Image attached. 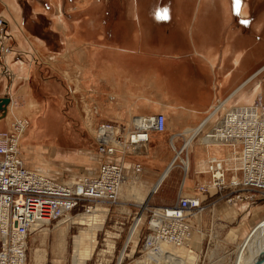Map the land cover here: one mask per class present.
Segmentation results:
<instances>
[{
  "label": "crops",
  "instance_id": "1",
  "mask_svg": "<svg viewBox=\"0 0 264 264\" xmlns=\"http://www.w3.org/2000/svg\"><path fill=\"white\" fill-rule=\"evenodd\" d=\"M0 1L11 34L21 31L14 51L4 56L0 49V97H10L9 112L23 92L36 115H90L96 126L164 114L166 129L153 131L130 159L142 163L150 188L178 150L190 162L186 190L207 182L212 158L238 166L239 152L207 134L220 112L264 100V0H241L239 7L235 0H126V14H110L115 0H37L35 31L19 27L26 19L16 0L19 16L10 1ZM8 114V121L18 118ZM8 121L0 120L2 128ZM63 122L57 131L67 129ZM166 187L156 190L154 204L170 203Z\"/></svg>",
  "mask_w": 264,
  "mask_h": 264
},
{
  "label": "rangeland",
  "instance_id": "2",
  "mask_svg": "<svg viewBox=\"0 0 264 264\" xmlns=\"http://www.w3.org/2000/svg\"><path fill=\"white\" fill-rule=\"evenodd\" d=\"M16 1L17 6L19 7V12L23 13L26 19V24L24 25L21 23L22 25L19 27H28L35 31L37 27V24L35 23L36 19L35 21L31 20L36 16L33 12V7L34 4L37 3V0ZM122 4L124 7L123 9L119 7V5L121 6ZM4 9L5 7L0 1V15L2 16H4L1 14ZM122 10L124 11L123 14L127 13V1L124 0L121 2L120 0H115L114 6L110 9V14H116L117 11L121 14ZM157 12L158 14H163L160 13V9ZM4 18L7 22L4 24L6 26V34L9 35L5 46L11 45L12 51H14L15 38L11 34L8 19L6 16H4ZM1 53V55L4 56L6 54L2 49ZM21 76L22 75L19 77ZM19 84L21 85L22 83ZM32 87L34 94L37 95L36 82ZM1 90L2 89H0V95H2ZM17 90H19V88ZM23 94V92H21L20 95L18 94L17 102L12 104V108L10 107L12 111L9 112V109H7V112L9 113H7L8 115L14 112L18 118L13 117L8 121L5 119L7 114L1 113L0 120L4 122L8 121L9 126H7V128H2L3 124L1 122L0 131L8 129L13 124L14 120L26 117L30 120V126L26 134L29 133L34 135L41 132L45 141L37 140L35 142L41 147L42 151H39V153L34 152L36 151V147H32L30 141L27 140L32 138V135H25L24 139H21L20 148L22 156L25 158L26 164H28L27 166L37 171L39 170L37 169L39 167L48 169L43 170V173L46 172L45 174L60 176L65 180L71 181H76L86 175L89 176L94 174L97 171L100 157L97 152L98 146L94 138L96 125H93L94 122L92 117L90 115H36V105H33V107L24 105ZM260 97L261 96L258 98ZM253 104H255V102L251 105ZM32 114H34L33 119ZM59 117L60 120L62 119V121H64L63 125L67 123V129L62 128L57 131V124L60 121ZM170 147V153H173L174 150ZM81 152L89 154L91 160L82 161L80 156L74 159V157ZM231 153L233 154V152ZM181 157L184 160L186 158V153H182ZM239 158L240 156L238 159ZM223 164L227 180L231 177L241 178V172L238 171L240 161H238V166H235L234 161H231V163H224L223 161ZM208 168L209 165L206 167V170L209 172ZM173 171V177L171 174L170 177L160 186L163 187L165 184L168 185L169 188L166 187L165 192L167 195H165V197L170 198L169 204H154L153 199L156 198L159 189L154 193L149 192L147 194V198L149 199L147 202L148 204L146 205L140 204L135 195L127 198V186L141 187L142 192H146L148 188H150V186L148 187L147 185L151 183V181H148V179L151 178L146 174L143 175L144 168L142 169L139 178L135 179L133 177V182L123 185L125 187L124 191H121L123 186L121 187L119 198L116 202H102L101 200L81 201L69 216L78 218L83 214L89 213L90 215L99 216V219L103 218L104 221L103 228L97 233V248L87 264H135L138 260L146 257L147 252L149 251V248L146 246L150 245V243H147L148 237L154 232L151 230L150 221L152 213L150 209L153 207L173 205L176 203L179 196L192 197L197 193L198 187L201 186V184H205L202 183L203 180L201 179V181L189 186L188 190H186V185H183L185 171L183 169L182 160L178 159V166H176ZM208 172H205L209 177L207 182L211 179V175ZM145 182L148 184L146 185ZM244 193L248 194L249 191H244L242 188H229L226 190L215 191V196H213V193V197L204 202V209L202 212H195L188 216L187 224L191 233L186 235L188 236L187 239L183 237L184 239L179 241L180 244L177 245L180 247V252L183 253V248L187 251L182 254L184 260L189 254H195L198 256V264H234L236 258L235 251H237L254 226L264 219V197L260 196L261 192L259 191L256 193L258 196L250 200H240L236 198V195H244ZM88 206L94 207L90 211H87ZM98 207H106L109 210L102 213L98 210ZM99 213H101V215ZM139 217H142V220L139 222L136 233L129 243V236L133 231L135 223H137V218ZM64 219L66 218H63L62 220ZM60 220L53 221L52 224L48 226L49 230L44 231L42 229L29 236L27 264H73L72 254L74 251V236L80 234V231L88 226L80 223L78 220H76V223L71 222L66 235L65 250H61V248L58 247L59 237L56 235V229L59 227H55L59 224ZM60 226H65V224ZM163 235L167 236L165 234ZM43 239L44 243H42ZM170 240L174 241V239ZM155 246L156 243L151 242L150 249ZM34 248L44 250V258L40 263H35L32 260V249ZM124 250L126 252L125 257L120 261L121 254ZM183 263H185V261H183Z\"/></svg>",
  "mask_w": 264,
  "mask_h": 264
},
{
  "label": "built area",
  "instance_id": "3",
  "mask_svg": "<svg viewBox=\"0 0 264 264\" xmlns=\"http://www.w3.org/2000/svg\"><path fill=\"white\" fill-rule=\"evenodd\" d=\"M5 23H7L5 18L0 15V46L2 50L6 47V51H9L12 48L11 45L5 46L9 37L6 34ZM255 104L256 107L253 109L261 115L256 121L258 123L264 120V101L260 97ZM243 108L235 109L238 111ZM136 119L137 127L132 125L133 128L118 122L98 124L94 138L101 161L99 172L94 176L68 183H63L62 180L54 177L38 175L37 172L26 167L21 160L20 134L29 128L28 118L14 120L12 126L0 131V264H27L29 236L71 213L81 201L116 202L118 200V184L126 180L124 169L127 160L136 157L138 146L150 141L153 131L163 132L166 129V117L162 113ZM245 120V117L237 118L226 113L222 123L211 134L212 138H220L223 140L222 143L230 144L234 151H239V156L242 157L238 169L241 178L231 177L227 180L222 164L220 165L215 159L212 160L211 179L201 184L196 194L192 197L179 196L175 204L161 206L165 213L168 212V207H172L173 214L168 213V216L180 220L182 229L171 226L172 221L162 220L164 224L173 227L172 232L179 229V231L184 230L183 233H191L187 218L192 212H202L204 209L202 195L212 191L242 188L249 193L236 195L237 199H253L258 196L256 193L259 191L261 192L259 195L264 197V141L261 136L264 128L254 127L258 129L253 130ZM237 130L246 131L247 135L238 137ZM252 131L256 132L253 136L250 134ZM112 141L114 144L111 143ZM131 167L135 176L140 175L143 169L142 164L137 160ZM219 171L222 172L220 175L217 174ZM91 208L92 206H88L87 211ZM156 210L157 207L150 209L151 226L153 220L158 217ZM2 214L6 216L2 218Z\"/></svg>",
  "mask_w": 264,
  "mask_h": 264
},
{
  "label": "bare ground",
  "instance_id": "4",
  "mask_svg": "<svg viewBox=\"0 0 264 264\" xmlns=\"http://www.w3.org/2000/svg\"><path fill=\"white\" fill-rule=\"evenodd\" d=\"M7 1H10V4L8 6L10 8V10L14 13V15L19 16L18 7L16 6V3L13 0H7ZM20 32L21 31L18 28L13 27V33H12L13 37L17 36V34H21ZM6 43L7 42H5V45H6ZM3 50H4V53H6L5 55H7L8 53L10 54L12 52V50L6 51V47ZM236 107H244V108L236 111V109H235ZM254 107H256V104L244 105V106H233V107L225 110L224 112L222 111L220 113H222L223 116L226 113H228L229 115H234V117H237V118H238V116L245 117L246 118L245 121H246L247 125H250L253 130L258 129V128H254V127L264 128V120H260L258 123H256L257 119L261 115H258L257 111H255L253 109ZM7 109H8V107H7ZM250 114H252V115H250ZM253 114H256V115H253ZM223 116H222V118H223ZM33 118H34V115H32V119ZM139 118L142 119V118H146V117H139ZM222 118L220 120L216 121V123L214 124L211 131L208 132V134H207L210 137V140L211 141L213 140L212 142H214V141L215 142L216 141L217 142H223V140L220 138L214 139L211 137L212 136L211 134H213L215 132V128L220 123H222ZM17 120H19V119H17ZM137 122H138V120L135 119V120H132L131 123H129L128 125L130 128H133L132 125L137 127L135 125V123H137ZM141 124H144V123H141ZM248 127L249 126H247V128ZM27 130H25L23 133L20 134V137L22 140L24 139L25 135L26 136L32 135L29 133L26 134ZM255 133L256 132H253V131L250 132V134L252 136ZM237 135H238V137H244V135L245 136L247 135V132L243 131V130H242V132L237 130ZM261 136H262V140L264 141V129L262 130ZM31 137L32 138L27 139V140L30 141V145H32V147H36V151H34V152L39 153V151H42L41 147H39L38 144H36L35 142L37 140H39V141H45V140L43 139L41 132H39L38 134H34ZM150 139H151V137H150ZM204 139H206V138L204 137ZM238 140H240V139H238ZM206 141H208V139H206ZM149 142L150 141L145 142L144 145L140 144L138 146V148H139L138 153L141 149L145 148L149 144ZM208 142H210V141H208ZM111 143L114 144L113 141ZM115 144H116V146H118L117 143H115ZM35 145H37V146H35ZM20 150H21V148H20ZM27 151H29V150H27ZM136 153H137V151H136ZM138 153L135 154L136 157H138L140 155ZM181 154H182V151L178 150L177 155L174 157V159L170 163V165L163 171V173L160 176V179L155 184L153 183L154 185L151 188H148V190L146 192H144V191L142 192L141 187L127 186L128 192L125 191L128 194L127 198H130V196L135 195V196H137L136 199H138L140 204H142V205L148 204L147 202H148L149 198H147V194L149 192H155L159 188V186H161V183L170 174L172 169L176 165H178V159L182 160L183 169H184L185 173L187 174L189 169H190V162H189V159L187 157L183 160L181 157ZM79 156L81 157L80 159L82 161H86V160L90 161L91 160L90 155L85 153V152H81V153H79V155L77 154V156H75L74 159L78 158ZM20 158L23 161V163L26 165V167H28L27 166L28 164H26L25 158L22 156V152H21ZM214 159L219 161L218 163L220 165L222 164V161L219 159H216V158H212L211 161ZM239 159L241 161L242 157H240ZM246 159H247V156H246ZM134 161L135 160H130V161L127 160V163H125L126 166H125L124 170H125V175H126L125 179L126 180H124L122 183L120 182L118 184V189H117L118 196H119V191L123 185H126L129 182H133L134 181V180H132L133 177L135 179L140 177V175L135 176L133 174L131 166H133ZM210 164H211V162L209 163V168H208L209 173H210ZM100 165H101V161L99 162V165L97 167V171L94 174L89 175V176L96 175L100 170ZM222 166H224V165L222 164ZM28 168L31 169L30 167H28ZM37 169H39L40 171L39 170L37 171L34 169H31V170L34 172H37L38 175H42L43 177H45V176L54 177V178H57L59 180H62L63 183L73 182L71 180H65V179H63V177H60V176L59 177L58 176H51L49 174H45L46 172L43 173L44 172L43 170H48V169H43L42 167H39ZM221 173L222 172L219 171L217 174L220 175ZM89 176L86 175L83 178L89 177ZM83 178H81V179H83ZM236 179H239V178H236ZM124 189H125V187L123 186L121 191H124ZM102 202H104V201H102ZM91 209H89V211ZM172 209H173L172 207H168V212L165 213L164 211H162V207H160V206L157 207L156 212L158 214L157 215L158 217L153 220V223L151 226V228L153 230H155V232L148 237V240H149L148 243H150V245H151V242L156 243V246L152 249H150V245L146 246L147 248H149V251L147 252L146 257L144 259L138 260L135 264H198V256H196L195 254L194 255L189 254V256L184 260V256L182 254L186 253L187 251L185 250V248H183L182 249L183 253H182V252H180L181 251L180 247L177 246L180 244L179 241L183 240L184 239L183 237H185V239H187L188 236H186V235H189V234L183 233L184 230L179 231V229H182V226H180V223H179L180 220H178L177 218H174V216H171V217L168 216V213L171 215L173 214ZM98 210L100 212L104 213V211L107 212L109 209L106 207H103V208L98 207ZM70 214H72V213H67L65 216L59 218V220L60 219L62 220L63 218H66V219H64L62 221L60 220L59 224L55 226V227H59L56 229L57 230L56 235L59 237V243H58L59 246L58 247H60L61 250H65L66 238H67L66 235H67V231L69 229V225L71 222L76 223V220H78L80 223L86 224L88 227L82 229L80 231V234H78L77 236H74V251H73L72 255H73V264H87L88 260L91 259V256L94 254V252L97 248V244H98L97 233L99 230H101L103 228V225H104L103 218L99 219L98 218L99 216L90 215L89 213L83 214L82 216H80L78 218H73V217L69 216ZM99 214L101 215V213H99ZM192 214H193V212H192ZM1 216L3 218L6 215L2 214ZM164 219L168 220V221H172L173 224H171V226L176 227V228L178 227L179 229L178 230L176 229L174 232H172L171 228H173V227H170L169 225L164 224L162 221ZM141 220H142V217L137 218V223H135L133 231L131 232L129 239H128L129 243L133 239V237L136 233V230L138 228L139 222ZM63 224H65V226H60ZM4 227H6V225ZM43 230L47 231V230H49V228L44 227ZM154 234H156V235H154ZM163 234H165L167 236H164ZM170 239H174V241L173 240L171 241ZM42 243H44V239H43ZM235 252H236V258H235L234 264H264V219L261 220L258 224H256V226H254V228L248 233V235L246 236V238L244 239V241L242 242L240 247ZM125 253L126 252L124 250L123 253L121 254L120 261H122L124 259ZM43 258H44V250H42L40 248L32 249V260H33V262L40 263ZM183 261H185V263H183Z\"/></svg>",
  "mask_w": 264,
  "mask_h": 264
},
{
  "label": "water",
  "instance_id": "5",
  "mask_svg": "<svg viewBox=\"0 0 264 264\" xmlns=\"http://www.w3.org/2000/svg\"><path fill=\"white\" fill-rule=\"evenodd\" d=\"M10 97H0V116L1 113L5 114L7 112V107L10 103Z\"/></svg>",
  "mask_w": 264,
  "mask_h": 264
},
{
  "label": "snow or ice",
  "instance_id": "6",
  "mask_svg": "<svg viewBox=\"0 0 264 264\" xmlns=\"http://www.w3.org/2000/svg\"><path fill=\"white\" fill-rule=\"evenodd\" d=\"M235 4H236L237 7H239L240 4H241V0H235ZM161 18H166V17L162 16Z\"/></svg>",
  "mask_w": 264,
  "mask_h": 264
}]
</instances>
